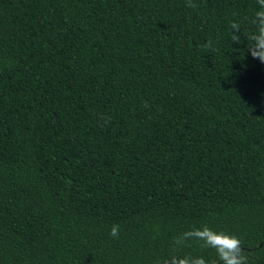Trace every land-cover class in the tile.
Segmentation results:
<instances>
[{
	"label": "trees",
	"instance_id": "1",
	"mask_svg": "<svg viewBox=\"0 0 264 264\" xmlns=\"http://www.w3.org/2000/svg\"><path fill=\"white\" fill-rule=\"evenodd\" d=\"M192 2L0 0V264H264L259 6Z\"/></svg>",
	"mask_w": 264,
	"mask_h": 264
},
{
	"label": "clouds",
	"instance_id": "2",
	"mask_svg": "<svg viewBox=\"0 0 264 264\" xmlns=\"http://www.w3.org/2000/svg\"><path fill=\"white\" fill-rule=\"evenodd\" d=\"M259 10H257L252 19V24L255 25V32L246 36L247 49L255 59H258L264 64V0H257ZM188 7H195L192 0H187ZM230 27L233 32V43L241 44V25L237 22H232ZM206 44L204 47H209ZM110 235L113 238H118L119 226L114 225L111 229ZM187 238L197 239L203 242L204 246L216 250L217 256L221 264H247V257L243 255L241 241L235 237L223 232L217 233L207 227L203 229H196L187 234ZM179 243V241H177ZM183 264H206V261L201 258L185 259Z\"/></svg>",
	"mask_w": 264,
	"mask_h": 264
}]
</instances>
